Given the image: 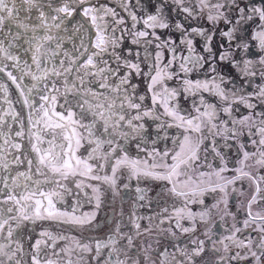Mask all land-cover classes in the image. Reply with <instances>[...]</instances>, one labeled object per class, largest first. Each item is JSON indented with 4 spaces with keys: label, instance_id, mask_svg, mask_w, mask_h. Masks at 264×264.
Wrapping results in <instances>:
<instances>
[{
    "label": "snow or ice",
    "instance_id": "snow-or-ice-1",
    "mask_svg": "<svg viewBox=\"0 0 264 264\" xmlns=\"http://www.w3.org/2000/svg\"><path fill=\"white\" fill-rule=\"evenodd\" d=\"M21 7L28 13L23 18L20 17ZM119 7L117 11L116 7L99 3V0H0V56L14 61L13 67L20 68L21 58L11 49L22 47L18 42L23 37L26 51L32 52V64L23 61L21 71L27 69V74L35 81L50 80V87L44 85L49 94L40 97L43 102L34 108V114L29 113L31 129L27 137L24 121L18 119L19 113L12 109L11 101L4 115L18 122L19 130L13 133L9 124L5 131L6 121L4 115H0V173H3L0 175V264H198L206 251L205 239L195 235L200 222L204 223L203 235L210 245L208 251L215 255V260L207 264H264V215L253 211V205L264 202V188L261 187L264 175H253L245 170L251 167L247 163L249 160L264 169V0H158L151 5L152 12L141 15L137 14L138 9L143 13L140 0H119ZM173 8L184 21L206 19L210 27L186 28L179 20L171 22L166 10ZM221 23L224 29L219 28ZM253 24L254 29L251 28ZM161 29L178 31L181 34L179 44L186 49L187 55L178 53L176 40L161 34ZM193 35L203 38L202 52L197 51ZM217 35L225 39L216 46L219 51H214L213 40ZM128 38L131 44L143 46V56L139 48L123 47ZM5 40L9 41L7 45ZM65 40L72 42L71 51L63 48ZM52 43L55 51L50 47ZM149 46L158 50L155 55L148 51ZM165 49L171 53L167 62L163 56ZM59 55L66 58L67 64L61 59L59 68L55 64L42 67L45 60ZM178 58L179 73L174 74L171 69ZM149 60L152 63L149 64ZM222 64L237 70L242 81L239 86L235 77L223 73ZM32 65L40 75L32 72ZM6 69L7 65H0V71ZM201 70L210 74L207 79L186 78ZM180 73L184 74L182 89L169 88L165 81ZM7 76L20 89L24 104L33 108L35 101L30 100L29 94L37 85L21 87L11 71ZM69 76H73L71 81ZM55 77L63 78V92L56 86ZM134 77L148 81L151 107L144 105L146 95L137 94L139 84L133 83ZM181 91L191 96L211 93L222 106L217 108L216 103H209L200 95L199 102L193 101L192 105L196 115L182 114L178 103ZM57 96H63L68 105L66 115L55 111ZM238 105H243L248 112L236 118L233 113L238 108L234 106ZM158 106H162L163 116L171 118V123H158L157 128L175 126L183 132L174 138L175 149L171 155L167 149L160 151L153 147L148 153L152 158L149 164L131 158L122 141L136 140V148L145 151L141 149L146 134L143 121L145 117L160 121L161 116L156 113ZM73 108L79 109V115ZM221 114L228 119L221 120ZM86 116H91L87 123L83 122ZM48 129L53 138L45 140ZM203 129L226 140L239 141L245 135L250 138L253 151H248L244 143H238L242 158L232 178L223 175L228 171L227 161L216 150L214 140V155L223 167L199 172L195 179L189 174L194 166L199 167L197 162L201 160V144L205 139ZM192 133L199 135L194 138ZM56 136L63 142L57 143ZM15 137L29 140L30 151L35 153L32 158H28L25 145ZM82 141L92 146L86 157L77 155ZM155 143L153 140L152 144ZM105 145L107 151H104ZM105 165L110 166L111 175L97 174ZM20 166H26L25 170H18ZM122 168L128 170L130 181L168 182L167 195L181 199L180 207L172 206L171 212L164 207L156 213L159 225L167 222L170 226H157L155 242L159 245L166 233L171 237V251L153 248L147 241L136 243L141 236L153 235V217L137 216L135 212L128 217L134 229L132 234L121 231L120 222L104 239L85 241L44 229L26 250L24 241L32 237H25L21 229L27 223L55 221L91 225L102 201L100 188L87 184L86 180L102 181L114 197L119 196L117 173ZM181 176L183 180L179 179ZM70 177L77 178L74 180L77 189L91 188L95 211L77 216L75 208L69 212L56 207V202L72 191L62 183ZM243 180L249 182L253 194L246 205H241L246 217L241 221L228 209V197L230 192L238 191L234 187L236 182ZM45 186L50 187L44 190ZM123 188L128 189L129 185L124 184ZM146 192L145 188H135L136 203L140 207L145 206L139 203L142 201L148 207L153 203ZM206 195L216 202L200 212H193L189 205H205ZM214 211L221 221L225 216L233 220L228 230L230 234L216 240L212 238L211 226ZM120 215L123 217V212ZM143 219L149 224L142 229L139 221ZM184 221H189V226H185ZM174 229L179 230V236ZM181 236H186L187 242L181 241ZM59 241L66 243L57 250Z\"/></svg>",
    "mask_w": 264,
    "mask_h": 264
},
{
    "label": "flooded vegetation",
    "instance_id": "flooded-vegetation-1",
    "mask_svg": "<svg viewBox=\"0 0 264 264\" xmlns=\"http://www.w3.org/2000/svg\"><path fill=\"white\" fill-rule=\"evenodd\" d=\"M141 5L143 7V13L138 9L137 14L141 15L144 13H150L153 11L151 5L154 3H157L158 0H140ZM99 3H107L110 6L116 7L117 11H120L119 7V0H99ZM19 6V4H18ZM26 7V6H25ZM28 15L24 11V7H21L20 10V17L23 18L24 16ZM36 15L35 10L32 12V16L34 17ZM121 15H125V13L121 12ZM166 15L169 16V19L171 22H174L176 20H179L183 23H185L186 28L190 27H210V22H207L206 19L201 20H194L189 19L187 21H184L183 16L178 14L177 11L173 8L172 10H166ZM76 19H80L79 17H76ZM127 19V16H126ZM130 24V20H129ZM7 26V25H6ZM139 27V26H138ZM13 31L16 30V26H12ZM219 28L224 29L225 25L221 23L219 25ZM251 28H255V24L251 25ZM91 31V28H89ZM161 34L164 36H171L173 39L176 40L178 48L177 52L181 53L183 55H187L186 49L179 44V41L181 39V34L176 31L175 29H161L159 30ZM53 34H56L55 31ZM59 35H63V33H59ZM195 41V46L198 52H202V44H203V38L197 37L193 35L192 37ZM225 38L220 37L217 35V37L213 40L214 45V51H219V48L216 47L219 43H223ZM8 40H5V45L8 44ZM251 42V41H250ZM19 44L23 45L19 48H13L11 51L19 55L21 58V67L16 68L13 67L14 61L7 60L6 58H3L0 56V65H7V69L5 71H0V85H3L4 87H0V115H4L6 112L9 111V105L8 101H11L12 109L19 113L18 119H22L24 121V127H25V136L27 137L29 130L31 129V123L28 119L29 113L32 112L34 114V108L38 107L40 103L43 101L40 100V97L42 95H48L49 92L45 89L44 85L49 84L50 87V80L45 79L41 81H35L33 80L31 75L27 74V69H24V71H21V68L24 67L23 61L27 60L29 64H32L31 56L32 52L26 51L27 45L24 44V38L22 37L21 40L18 42ZM52 50L55 49L54 43L50 45ZM123 47L125 48H132V49H138L141 51L143 56V46H137L131 44L130 38L126 39L124 41ZM227 47V45H225ZM63 48L71 51L72 49V42L65 40L63 44ZM148 51L151 52L153 55H155V52L158 51L154 49L153 46H149ZM253 51H258V49L253 48ZM164 61L167 62L168 59L171 57V53L168 52L166 49L163 52ZM61 59H65L66 64L67 60L62 55L53 57L52 60H45L43 66L51 67L53 64L57 68L60 67L59 61ZM148 63H152L151 60L148 61ZM179 58L177 61V64H175L171 71L175 73H179ZM141 67L147 71V67H145L144 63H141ZM207 67V66H206ZM221 69L223 73L226 76L229 77H235L236 78V84L239 86L242 81L238 78V72L235 70L232 66L228 64H222ZM62 70V69H61ZM11 71L13 75L17 76L18 82L21 84V87H30L33 84H36L37 87L33 89V91L29 94V98L32 101H35L34 107L29 108L27 105L23 102V97L21 96L20 89L17 88L16 84L11 81V79L7 76V72ZM32 72L36 75H40L39 71L36 69L35 65H32ZM183 73H180L179 76L174 75L173 79L166 80L165 83L169 88H176V89H182V81L181 77L183 76ZM210 74L206 73L204 70H201L199 72H193L190 73L186 78L196 80V79H207ZM23 76V79L21 80L20 77ZM56 86L60 88L61 92L64 91L63 89V78L62 77H55ZM69 81L73 79V76L68 77ZM90 79V78H89ZM133 83L139 84V88L137 89L138 95H146V99L144 101V105L147 107H151V94L147 90V83L148 81L143 77H134ZM92 87H95V84L92 85ZM5 88L7 91H5ZM249 91L251 89H248ZM54 94V93H53ZM203 95L205 100L209 103H216L217 108L221 107V103L218 101V98L213 96L211 93L207 92H201L198 93L196 96H191L188 93H185L181 91L180 97L178 98L179 108L182 112V114L185 115H196L194 108H193V101L199 102V96ZM69 100H71V96L68 97ZM47 106V105H46ZM68 108V105L65 104V100L63 96H57V104L55 106L56 112H65V109ZM233 115L236 118H239L241 115H246L248 110L245 109L243 105L234 106ZM73 111H76L79 115V109L73 108ZM156 113L161 116L160 121H156L153 118L145 117L144 124L146 128V134L144 136V139L141 141V149H146L145 151H142L140 149L136 148V140H128V141H122L124 144L125 150L128 152V155L131 158L134 159H140L145 160L149 164L152 163V158L148 155L149 152H151L152 148L155 147L156 149L163 151L165 149L169 150L170 155L172 154L173 150L175 149V144L173 143V140L175 137L180 136V134L183 132V129H179L175 126L168 128H157L158 123H164L165 121L171 123V118L163 116V108L162 106H158L156 109ZM67 113L65 112V115ZM4 119L6 121V124L3 126L5 131H8V125H11V130L14 133L15 131H18L20 128V125L18 122L13 121L11 116L4 115ZM220 119H228V117L224 114L220 115ZM91 120V116H86L84 121L85 123L89 122ZM99 127V125H97ZM59 131V130H57ZM46 136L45 140L52 139L53 133L50 129L46 130ZM203 134L205 136V139L203 143L201 144V160L197 162L199 167L194 166L193 170L189 173L193 178H197L199 172H211L213 169H217L220 167H223V164L221 163L220 159L214 155L213 151V145L212 141H215V148L218 150L221 155L224 157V159L227 161V168L228 171L224 172L223 175L227 178H232L235 176L236 169L240 166L239 160L242 158L241 153L238 149V143H244L246 145V149L248 151H253L254 146L249 142L250 138L245 136L240 137L239 141H233V140H226L223 137L220 136H213L211 133L207 131V129H203ZM193 137L195 138L197 133H192ZM17 141H21V138L15 137ZM155 140V145L152 144V141ZM24 145V151L27 153L28 158H32L35 153L30 151L29 147V140L23 139L21 141ZM56 142L61 143L63 142L60 136H56ZM0 143H2V140H0ZM83 146L78 150L77 155L81 157H86L88 155V152L91 150V145H89L86 142L82 141ZM47 146L46 144L44 145ZM207 149L208 151L205 152L204 150ZM108 150V146L105 145L104 151ZM121 153H118L120 155ZM24 158V157H22ZM114 162V161H113ZM171 163V160L168 161ZM249 165H251L250 168H246V171H251L253 175H264V169L259 168L258 165H255L253 161L249 160L247 162ZM208 164H211L212 167H207ZM15 167V166H14ZM26 166H20L18 170L23 171L25 170ZM3 173H0L2 175ZM99 175H111V168L109 165H105L104 169L102 171H98ZM128 170L126 168H122L117 173V187L119 188V196H113L112 190L109 188L107 184H104L102 181L97 180H86L87 184H91L93 186H98L100 188L101 193V207L97 211V215L95 220L92 222L91 225H84V226H77L70 223H63V222H55V221H37L35 224L27 223L24 228L21 229L23 235L25 237H32V240H25V248L26 250L30 249L31 244L34 242L35 239L39 238V233L44 230L48 229L52 231L53 233H56L57 235H65L68 237H76L77 239H80L82 241L90 240V239H104L110 231L114 228L117 222L121 223V231L128 232L129 234H132L134 229L132 228L128 217L132 215L133 212L137 216H152V226H153V235L151 237L149 236H141L136 240V243L139 244L141 241H147L149 243L153 244V248H159V250H163L164 248H170L171 244V237H169L166 233L163 235V238L159 240V245L155 242V235L157 234L158 228H168L170 225L165 222L163 225H159V219L156 216V213H159L160 210L164 207L169 208V212L172 211V206L180 207L182 205V201L178 197H171L167 195L165 189L166 187H170V184L166 181H156V180H141L137 182L135 179H132L131 181L128 179ZM77 178L70 177L67 181H62V183L66 184L69 189H71V193H67L64 195V199L61 201L56 202V207L60 209L61 211H69L71 212L73 208L76 209L75 214L77 216L82 215L83 213H90L95 211V202H94V194L91 190V188L85 187L84 189H77L75 187L74 180ZM180 180H183L184 177H179ZM213 179H215L213 177ZM128 184L129 188L124 189L123 185ZM249 182L247 180L243 181H237L234 187L238 190L237 192H230V195L228 197V209L236 214L237 220H243L245 217L244 215V208L241 205H246L247 201L250 199L251 195L253 194L252 188L248 187ZM54 186V185H50ZM45 186L44 190H48V187ZM139 186L141 188L147 189L146 195L149 200L153 201L151 207L147 206V203L142 201L139 203L145 204L144 207H140L139 204L136 203V193L135 188ZM262 188H264V184L261 185ZM19 191V189H18ZM87 192L88 195L85 196L84 193ZM239 192H243V195H239ZM92 199V202L89 203V199ZM219 197H217L218 199ZM205 205L200 204H191L189 207L193 212H200L203 210L205 206H211L216 202L215 199H213L212 196L206 195L204 197ZM253 211L258 212L262 215H264V202L258 203L256 205H253ZM123 212V217H121L120 213ZM211 226H212V238L213 240H216L218 237H223L225 235H229V229L231 228L233 224V220L230 217L225 216L224 220L221 221L220 215L216 214L215 211L213 212V215L211 217ZM139 223L141 224V228L147 227L149 222L147 219L140 220ZM185 226H189V221L183 222ZM239 226V225H237ZM177 231V235L179 236V230L174 229ZM205 230L204 223L200 222L197 224V232L196 236L200 239H205V253L202 260L198 261V264H207L208 261H214L215 255L208 251L210 245L209 242L206 240L205 236L203 235V232ZM247 234V233H246ZM255 235V233H253ZM181 241L187 242L186 236H181ZM65 241H59L58 247H63L65 245ZM155 258V256L153 257Z\"/></svg>",
    "mask_w": 264,
    "mask_h": 264
}]
</instances>
